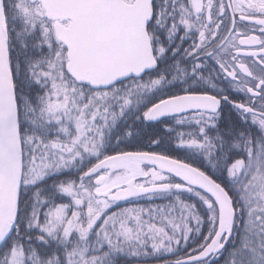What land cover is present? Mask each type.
Masks as SVG:
<instances>
[{"label":"snow or ice","instance_id":"obj_1","mask_svg":"<svg viewBox=\"0 0 264 264\" xmlns=\"http://www.w3.org/2000/svg\"><path fill=\"white\" fill-rule=\"evenodd\" d=\"M0 264H264V0H0Z\"/></svg>","mask_w":264,"mask_h":264},{"label":"trees","instance_id":"obj_2","mask_svg":"<svg viewBox=\"0 0 264 264\" xmlns=\"http://www.w3.org/2000/svg\"><path fill=\"white\" fill-rule=\"evenodd\" d=\"M142 150L163 152V154H167V155L172 156L174 158H184L185 157V152L183 150H177L174 147L173 148H169L166 151L162 150V149H159V148H155V147H142ZM93 162H95V161H93ZM188 162H191V161H188ZM140 203H147V201H140ZM156 203H162V202L161 201H156ZM206 231H207V225L204 228V234H206ZM180 255H184V253H180Z\"/></svg>","mask_w":264,"mask_h":264},{"label":"flooded vegetation","instance_id":"obj_3","mask_svg":"<svg viewBox=\"0 0 264 264\" xmlns=\"http://www.w3.org/2000/svg\"><path fill=\"white\" fill-rule=\"evenodd\" d=\"M232 98H233V99H237V100H242L244 97H243L242 94L235 93V94H232ZM225 111L227 112L228 110L225 109Z\"/></svg>","mask_w":264,"mask_h":264}]
</instances>
